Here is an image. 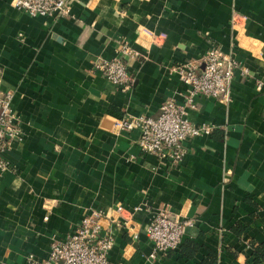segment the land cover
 I'll list each match as a JSON object with an SVG mask.
<instances>
[{
  "label": "crops",
  "instance_id": "0c3cea01",
  "mask_svg": "<svg viewBox=\"0 0 264 264\" xmlns=\"http://www.w3.org/2000/svg\"><path fill=\"white\" fill-rule=\"evenodd\" d=\"M0 0V89L13 94L22 131L0 178V264H38L84 216L102 211L112 264L256 262L264 243V0H67L65 18H32ZM128 61V93L93 70ZM220 48L240 64L232 102L197 97L188 119L213 128L188 140L174 166L143 153L123 118L158 119L189 88L174 66ZM202 69L203 66H200ZM247 70L248 73H244ZM121 210V213L117 211ZM194 222L176 251L150 256L153 212Z\"/></svg>",
  "mask_w": 264,
  "mask_h": 264
},
{
  "label": "built area",
  "instance_id": "2783aa9c",
  "mask_svg": "<svg viewBox=\"0 0 264 264\" xmlns=\"http://www.w3.org/2000/svg\"><path fill=\"white\" fill-rule=\"evenodd\" d=\"M12 6L32 18H65L70 15L67 0H13ZM117 58L99 59L93 70L101 73L109 82L128 93L134 83L128 71V61L140 54L129 45L120 48ZM200 66H203L201 69ZM240 64L230 54L214 47L200 62H188L174 66L172 71L188 86L189 95L184 105L170 100L162 106L158 119L147 116L117 120L119 132L138 131V146L147 155H154L161 161L179 165L185 155L188 140L209 136L213 128L206 124H195L188 119V110L196 109L195 99L199 96L211 98L224 106L232 102L231 83ZM244 73H248L244 70ZM13 94L0 89V178L10 170L6 153L14 142L22 141V131L14 113ZM121 213V210L117 211ZM107 214L93 211L84 216L78 228L62 241L51 245L49 259L43 264H112L109 260L115 245L112 231L104 228L102 221ZM191 220L181 221L168 212H153L146 227V234L153 245L152 259L176 251L182 243L185 231L193 227ZM30 264H38L31 257Z\"/></svg>",
  "mask_w": 264,
  "mask_h": 264
},
{
  "label": "trees",
  "instance_id": "16d2710c",
  "mask_svg": "<svg viewBox=\"0 0 264 264\" xmlns=\"http://www.w3.org/2000/svg\"><path fill=\"white\" fill-rule=\"evenodd\" d=\"M256 262L264 261V243L255 250ZM204 264H217L216 258L210 254L209 259Z\"/></svg>",
  "mask_w": 264,
  "mask_h": 264
}]
</instances>
